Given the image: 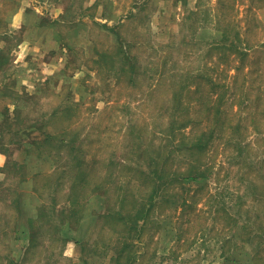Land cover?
I'll list each match as a JSON object with an SVG mask.
<instances>
[{"label":"rangeland","instance_id":"1","mask_svg":"<svg viewBox=\"0 0 264 264\" xmlns=\"http://www.w3.org/2000/svg\"><path fill=\"white\" fill-rule=\"evenodd\" d=\"M0 124V264L263 263L264 0H0Z\"/></svg>","mask_w":264,"mask_h":264},{"label":"trees","instance_id":"2","mask_svg":"<svg viewBox=\"0 0 264 264\" xmlns=\"http://www.w3.org/2000/svg\"><path fill=\"white\" fill-rule=\"evenodd\" d=\"M1 127H2V125L0 124V128ZM0 139H1V129H0ZM54 140H55V136L48 133V134H46L45 139H43L42 141H39L38 143H39V145L42 146L43 144H45V145L51 144V142ZM66 141H67V139H59L58 142H59V144H63ZM190 147H192L191 150H193V151H201V150H204L206 148V143L203 144V141L200 139L197 144L190 146ZM62 173H65V168L62 170ZM163 173H164L163 171H158L157 172V178L155 177L154 179H152V182H151V180H148L147 184H148L149 188L144 189V195H142V196H145L144 199H140L139 201H136V203L133 206V209H131V211L126 212L127 215L120 214L122 216L121 219H123V220L133 219L131 221L132 226L130 229V231H134V235L132 237L133 239L138 240L140 238V233L142 232V227L139 226V223L144 222L143 224H145V223L147 224L148 219L150 218V214L153 210L154 204L157 203L158 195L161 194V192H160L161 191V189H160L161 185H160L159 181H160V179L162 180L164 178ZM193 177H195V176L191 175L190 173H187V175H185L184 179H191ZM86 178H87V175L85 172L81 173L80 175H77V179H76V177L73 180H67V179L64 180V178H63V180L60 184H62V187H64L65 185L67 186V191L65 193L67 204L61 210H53V213L56 215V219L63 221L65 219V217H70V219H68V220L73 221V220L79 218L78 215L80 213H83V214L87 213V212H84V210L82 211L81 208L79 210V207L80 206L82 207L84 204L86 205L87 202L89 201V199L87 197H84L82 200L81 199L79 200V197L77 196V185H80L82 183L86 184L89 187H91V185H93L94 182L88 183ZM157 182L159 185L157 184ZM105 187H106V185H103V186L101 185V186H98L92 190H95L94 192H100L99 189L101 190L102 188L104 189ZM34 190L37 192V189L34 188ZM100 193L105 195L106 191L100 192ZM83 200H86V201H84V203H82ZM15 201H16L15 205H16V208H18V211H22V207H21L22 204L17 199H15L14 202ZM137 203H138V205H137ZM44 211H45L44 206L40 205L39 209H38V215L36 216V218L38 219L37 221H40L43 218ZM104 216L107 217L108 215L107 214L103 215V218H104ZM79 219H77L75 221H79ZM70 221H68V222H70ZM63 223H66V221L64 220ZM35 226H36L35 220L30 221V228H29V232H28L29 247H34V244H35V243H33L34 237L36 236V235H34V227ZM77 241H80V240H77ZM132 243H133V241L131 243L125 242L124 245H122L121 249H119L117 251V255L114 257V260L116 261L117 264L121 263V259L124 257V254L127 255V259L130 261V264H133L136 261V257L133 256V253H131L130 249L128 248V247L132 246ZM126 249H128V250L126 251ZM254 263L255 264L257 263V259L254 260ZM260 264H264V261H263V263H260Z\"/></svg>","mask_w":264,"mask_h":264}]
</instances>
